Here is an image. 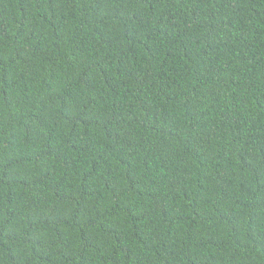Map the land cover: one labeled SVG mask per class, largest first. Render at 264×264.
<instances>
[{
    "label": "trees",
    "instance_id": "16d2710c",
    "mask_svg": "<svg viewBox=\"0 0 264 264\" xmlns=\"http://www.w3.org/2000/svg\"><path fill=\"white\" fill-rule=\"evenodd\" d=\"M0 264H264V0H0Z\"/></svg>",
    "mask_w": 264,
    "mask_h": 264
}]
</instances>
